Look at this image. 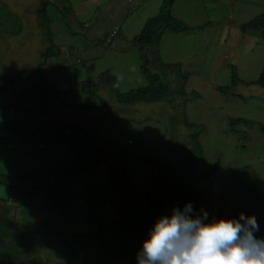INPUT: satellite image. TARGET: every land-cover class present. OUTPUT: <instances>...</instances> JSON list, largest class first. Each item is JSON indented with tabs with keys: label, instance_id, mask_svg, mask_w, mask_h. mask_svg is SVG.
Masks as SVG:
<instances>
[{
	"label": "trees",
	"instance_id": "16d2710c",
	"mask_svg": "<svg viewBox=\"0 0 264 264\" xmlns=\"http://www.w3.org/2000/svg\"><path fill=\"white\" fill-rule=\"evenodd\" d=\"M122 1L135 9L148 0H135L133 4ZM260 1L264 3V0ZM173 2L161 0L157 13L145 19L140 31L128 41L129 46L138 49L137 71L144 85L120 93L117 91L118 74L110 70L101 72L94 83L82 82L55 88L47 81L46 76L51 73L46 71L49 64L55 68L54 71L68 67L67 57L54 43L52 24H61L64 26L62 30H68V21L74 18L75 12L72 0L42 1L36 20L44 43L43 50L39 51V60L33 69L17 71L0 84V95L9 91L7 103H2L4 106L1 109L5 113H13L21 100L35 97L42 114L49 103L60 108L76 109L82 114L71 122L37 125L32 130L37 137L36 144L32 134L14 138L19 134L20 127L13 123L12 118L5 125L4 150L18 152L23 149L26 154H35L39 160L36 167L25 170L23 174L14 177L0 175L1 187L26 197L25 201H18L16 205L7 198H0V203L7 199L5 203L8 206L26 211V218L13 221L5 217L6 208L0 211V264H137V253L156 219L170 215L174 207L183 209L188 203L192 204L195 213L199 214L202 209L208 213L205 223L213 219H239L241 212L246 216L254 215L259 225L254 235L264 239V195L258 194V174L254 168L239 166L223 171L227 192L214 199L206 193L210 180L215 179L217 171H222L218 159L208 173L198 177L191 174L192 166L202 159L198 137L204 127L189 123L184 108L188 102L198 99V94L186 93L180 86L178 98L175 97L177 101H173L175 93L156 71L160 68L173 69L177 65L162 64L158 48L160 40L166 35L205 33L210 25H185L171 15ZM47 8H51L52 12L48 13ZM70 21L72 23L73 20ZM237 33L264 42V6L257 15L238 24ZM116 36L117 29H114L109 36L104 34L99 42L108 48ZM177 75L182 82L188 78L187 74L178 70ZM237 83L236 68L230 66L228 84L214 89L219 94L235 96L232 91ZM252 84L264 89V63ZM105 85L112 89L118 105L164 102L174 110L169 119V135H174L180 125L186 132V145L168 141L162 135L164 151L161 157L138 158L141 164L152 166L155 170L153 182L145 192H139L131 184L124 153L102 148L99 144L92 129L95 117L92 123L82 119L90 111L98 114L95 110L104 106L96 93ZM79 92L96 96L98 104L68 105L70 102L65 98ZM0 101L3 102L2 98ZM42 120L48 124L46 119ZM254 125L259 134H264V125L244 119H230L228 130L240 134L239 141L246 140L248 135L245 131ZM54 145L65 148L60 159L54 160V152L59 150ZM49 156L52 161H48ZM100 166L107 172L106 189L88 188L93 173ZM202 204L208 208L202 207ZM107 207L111 208L109 215ZM76 222H80L78 230Z\"/></svg>",
	"mask_w": 264,
	"mask_h": 264
},
{
	"label": "rangeland",
	"instance_id": "374dc122",
	"mask_svg": "<svg viewBox=\"0 0 264 264\" xmlns=\"http://www.w3.org/2000/svg\"><path fill=\"white\" fill-rule=\"evenodd\" d=\"M42 1L0 0V84L17 71L33 69L36 66L39 51L44 47L36 20V13ZM243 1L255 2L256 0ZM148 2L142 4L145 5ZM72 4L76 6L74 0ZM142 4L135 9L122 0H106L95 7L83 4L81 14L69 19L68 30H62L64 26L61 24L56 26L52 24L54 43L61 48L64 57H67L68 67L51 71L49 76H46L47 81L55 88L82 82L94 83L100 71L109 69H102V67L106 64L111 66L117 53L125 50L122 67L118 64L117 68L119 77L117 91L123 93L142 86L140 84L142 78L137 71L136 53L134 47L128 44L130 30L139 26L136 21L142 14ZM207 5H210V2H207ZM218 5L223 6L221 17L225 16L226 11L228 13L233 11L227 0H221V3L216 2V6ZM47 11L51 13L52 9L47 8ZM210 13L215 12L210 11ZM86 15L88 18L84 17ZM81 19L83 23L78 24L77 22H81ZM70 20H73L72 23ZM114 29H117V36L108 45L110 49L117 48L116 53L112 54L99 41L104 34L109 36ZM211 31V34L200 37L193 34L186 37L179 34L164 36L159 42V59L162 64H176L177 67L168 70L160 68L156 72L167 82L171 92L175 93L174 102L177 101L175 97L180 86H183L186 93L198 94V99L188 102L184 108L185 117L189 123L204 127L198 137L202 159L192 166L191 174L198 177L208 173L216 158L222 170L221 173L217 171L215 179L210 180L207 196L214 199L225 194L227 185L223 181L222 172L239 166H250L256 170L258 194L264 195V134H259L256 131L257 126L254 125L249 131H245L248 135L246 140L239 141L240 134H233L228 130L230 119H244L264 125V89L252 84L264 63V42L256 37L238 34L231 25L227 29ZM122 48L124 50H121ZM105 52L110 53L105 56ZM230 66L236 68L239 80L232 91L235 96L222 95L214 89L228 84ZM177 70L187 74L188 78L185 82H182L177 75ZM124 72L125 77H123ZM27 91L25 94L28 93ZM8 93L9 91H5L0 95V98L4 95L2 101ZM96 96L101 98L104 104L101 109L95 110L101 115L90 111L85 114L87 117L82 119L92 123L95 117L92 129L99 144L102 148L124 153L131 184L139 192L147 191L153 182L155 170L152 166L141 164L138 158L161 157L164 151L162 135L168 141L186 145L184 128L180 125L174 135H169L171 133L169 119L174 115V110L167 107L164 102L118 105L114 100L112 89L106 85L98 90ZM96 96L89 93H71L65 101H69L70 103H67L70 106L74 104L91 106L98 104ZM66 110H70L71 113ZM4 112L5 110L0 108V117L5 119V123L12 118L13 123L20 127L19 134L25 137L31 135L34 132L33 128L41 123L44 126L52 122H71L70 120L79 119L82 114L76 109L62 106L60 108L57 104L49 103L43 111L44 115L35 97H30V100H26L25 103L21 100L13 113ZM101 116L104 117L101 118ZM42 119H46L48 124H44ZM239 133L242 131L239 130ZM32 136L36 144L37 137L33 134ZM53 147L63 153L65 151L62 145ZM59 156L61 155L57 157ZM57 157L55 156L54 160L60 159ZM94 186L104 189L107 187V172L101 166L93 173L88 188ZM12 207L7 203H0V211L7 209L5 217L8 220L26 218L24 209L20 211ZM202 207L208 208L203 204ZM110 211L111 208L107 207L108 215ZM78 223L80 222H76V230H78Z\"/></svg>",
	"mask_w": 264,
	"mask_h": 264
},
{
	"label": "clouds",
	"instance_id": "9594fccd",
	"mask_svg": "<svg viewBox=\"0 0 264 264\" xmlns=\"http://www.w3.org/2000/svg\"><path fill=\"white\" fill-rule=\"evenodd\" d=\"M191 203L156 219L137 253V264H264V239L254 215L213 219ZM241 221L243 223H241Z\"/></svg>",
	"mask_w": 264,
	"mask_h": 264
},
{
	"label": "crops",
	"instance_id": "0c3cea01",
	"mask_svg": "<svg viewBox=\"0 0 264 264\" xmlns=\"http://www.w3.org/2000/svg\"><path fill=\"white\" fill-rule=\"evenodd\" d=\"M73 1V0H72ZM76 3V6L74 7V12L75 16L80 15L83 10H81V5H94L97 6L99 3L105 2L106 0H74ZM109 1V0H108ZM149 2L145 5L142 4L140 17H138L136 24L139 25L138 27L132 28L130 30V35L129 38L131 39L134 35H136L142 26V22L154 16L159 8V4L161 0H148ZM147 2V1H146ZM207 2H210V5H207ZM216 2L221 3V0H174L172 7H171V15L184 23L185 25L189 27H196L204 24H209L210 27L208 28L209 30L206 31L205 33H195L193 35L195 36H202L211 34L214 29H227L230 25L237 31V25L245 22L255 15H257L260 11H262V7L264 6V3L260 0H256L255 2L251 1H243V0H227V3L229 4L230 7H232L233 11L231 13H228L226 11L225 16H220V13L223 9V6L220 7V5L216 6ZM210 11H213L215 13H210ZM248 14H252L249 16ZM87 17L88 16H84ZM83 19V18H82ZM81 19V23L82 22ZM225 19L231 21L227 22ZM219 20V23H217ZM124 23V22H123ZM132 27V25H130ZM137 30V31H136ZM129 31V27H128ZM136 31V33H135ZM135 33V34H134ZM183 37H186L188 35L183 34ZM192 35V34H190ZM176 36V35H173ZM181 36V34H180ZM129 39V40H130ZM128 40V41H129ZM111 47L106 48V50H109L112 54H115L117 48L110 49ZM136 53V60L138 59V49L137 47L133 48ZM115 52H114V51ZM121 50H124L122 48ZM110 52H105V56H107L108 53ZM126 51H120L117 53V56L115 58L114 63L110 66L109 64H106L102 67L104 68H109V69H104L105 70H110L114 74H118L117 68L119 67L118 64L121 66L123 62V57L125 56ZM104 56V57H105ZM52 64H49V67L46 69V71H54V67H51ZM122 67V66H121ZM138 67V66H137ZM102 71V72H103ZM101 73V71H100ZM126 73L124 72V76ZM141 85L143 84V81H140ZM4 97V96H3ZM2 97V100H3ZM26 100H23L22 103H25ZM7 103V97H5L4 101H0V108L1 106H4L3 104ZM23 107V106H22ZM5 113V112H4ZM5 119L3 117H0V175H3L5 177H14L19 174H23L26 171L32 170V168L36 167L38 165V159L35 154H26L25 150L21 149L20 151H6L4 150V142L5 138L4 135L6 134L5 132ZM14 138H17L20 136V134L14 135ZM35 147L33 148V150ZM61 155L57 157L58 155ZM54 156L57 158L62 157V153L60 150H55ZM48 161H52V157L49 156ZM0 198H7L8 201H13L16 205L18 201L21 203L25 201L26 197L19 196L18 194L14 193L13 191L8 192L7 189L3 188L0 186ZM5 199V202L7 201ZM3 202L4 204H6Z\"/></svg>",
	"mask_w": 264,
	"mask_h": 264
},
{
	"label": "built area",
	"instance_id": "2783aa9c",
	"mask_svg": "<svg viewBox=\"0 0 264 264\" xmlns=\"http://www.w3.org/2000/svg\"><path fill=\"white\" fill-rule=\"evenodd\" d=\"M125 2H127L128 4H133L135 3V0H124ZM11 206V205H10Z\"/></svg>",
	"mask_w": 264,
	"mask_h": 264
}]
</instances>
